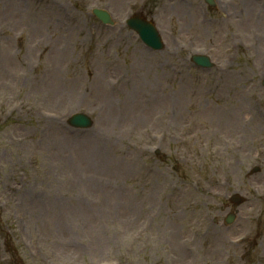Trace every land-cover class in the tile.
Listing matches in <instances>:
<instances>
[{"label":"rangeland","instance_id":"1","mask_svg":"<svg viewBox=\"0 0 264 264\" xmlns=\"http://www.w3.org/2000/svg\"><path fill=\"white\" fill-rule=\"evenodd\" d=\"M216 2L0 0V264H264L249 253L264 227L252 222L244 250L232 237L245 231L220 225L233 190L248 197L240 218L264 222L252 191L264 175L246 173L264 158V43L251 37L264 9ZM134 11L157 22L164 49L123 25ZM196 52L218 64L195 66ZM75 111L94 125L70 126Z\"/></svg>","mask_w":264,"mask_h":264},{"label":"water","instance_id":"2","mask_svg":"<svg viewBox=\"0 0 264 264\" xmlns=\"http://www.w3.org/2000/svg\"><path fill=\"white\" fill-rule=\"evenodd\" d=\"M137 24H138V26L143 30V34H144V35H145V34H152V33H153V29H152L150 26L145 25V24L142 22V20H138V21H137ZM203 62H204V60H203ZM88 122H89L88 120L85 121V123H88Z\"/></svg>","mask_w":264,"mask_h":264},{"label":"bare ground","instance_id":"3","mask_svg":"<svg viewBox=\"0 0 264 264\" xmlns=\"http://www.w3.org/2000/svg\"><path fill=\"white\" fill-rule=\"evenodd\" d=\"M248 8H249V7H247V11H248ZM249 23H250V22H249ZM248 120H251V116H250V117H248Z\"/></svg>","mask_w":264,"mask_h":264}]
</instances>
